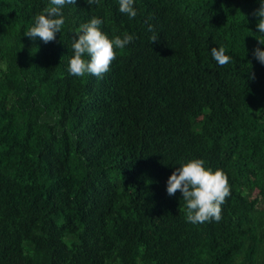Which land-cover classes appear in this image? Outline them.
<instances>
[{
    "label": "trees",
    "instance_id": "trees-1",
    "mask_svg": "<svg viewBox=\"0 0 264 264\" xmlns=\"http://www.w3.org/2000/svg\"><path fill=\"white\" fill-rule=\"evenodd\" d=\"M49 5L0 0V264H264L260 0H76L55 40L24 36ZM92 17L134 37L102 79L69 73ZM193 159L228 177L219 222L167 194Z\"/></svg>",
    "mask_w": 264,
    "mask_h": 264
},
{
    "label": "clouds",
    "instance_id": "clouds-1",
    "mask_svg": "<svg viewBox=\"0 0 264 264\" xmlns=\"http://www.w3.org/2000/svg\"><path fill=\"white\" fill-rule=\"evenodd\" d=\"M75 3L76 0H50V5L44 9L43 14L35 17L34 25L23 35L33 40L39 37L44 43L55 40L56 33H60L65 24L62 9ZM86 3L89 6L98 5L99 0H86ZM133 4L134 0H119V11L129 18H135L137 12ZM252 15L258 17L257 32L264 35V0H260L259 8ZM102 24L100 18L92 17L88 23L80 25L72 44L73 56L69 61L71 75H93L102 79L116 59L115 50L124 49L133 41L134 37L129 34H125L123 38L116 36L109 39L101 30ZM148 30L153 31L151 25H148ZM150 40L158 42L157 35L154 33ZM258 42L264 44V40ZM210 52L219 66H225L232 61V57L225 54L224 47H213ZM253 56L264 65V50L256 47ZM249 78L254 79V73H250ZM204 164L202 159L190 160L175 169L167 180V194L173 196L178 191L182 194V199L186 202V219L192 224H203L212 220L219 222L222 218V205L231 195L227 175L220 169L213 172L212 169L205 168Z\"/></svg>",
    "mask_w": 264,
    "mask_h": 264
}]
</instances>
